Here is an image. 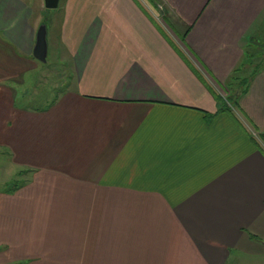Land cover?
<instances>
[{
	"label": "crops",
	"instance_id": "1",
	"mask_svg": "<svg viewBox=\"0 0 264 264\" xmlns=\"http://www.w3.org/2000/svg\"><path fill=\"white\" fill-rule=\"evenodd\" d=\"M46 9L0 0V264H264V0H60L41 94Z\"/></svg>",
	"mask_w": 264,
	"mask_h": 264
},
{
	"label": "rangeland",
	"instance_id": "2",
	"mask_svg": "<svg viewBox=\"0 0 264 264\" xmlns=\"http://www.w3.org/2000/svg\"><path fill=\"white\" fill-rule=\"evenodd\" d=\"M147 1L148 0H146V2ZM152 6L156 7V9H158V11L160 12L161 9L160 6L158 7L155 6L154 4H152ZM57 12L58 11L56 9H46L45 22L49 27V33H50L49 53L46 62L47 65L45 66L40 65L41 69L39 71V80L37 83L38 88L32 90L41 94L45 91L46 88L56 89L57 87L55 86L57 85L58 82L57 79L60 80L61 77H64L65 71L71 72V68L69 65L67 68L63 67L64 65L63 63L70 62L69 57L67 58V56H60V54L57 52L58 49L56 47L55 41L52 40L53 27L56 25V23H58ZM160 14L161 13L158 14V19L161 21L163 26L166 29H168V26L165 24V20L162 18V14L161 15ZM60 59L63 60V63H61ZM257 62H259V59L256 60V63ZM256 63H254L253 67L255 66ZM250 74L251 72L249 70L248 71L243 70L235 74H232V77L234 79L231 78V80L226 86L224 85L222 87L219 84H217V86L219 85V87L218 89H215V91L217 92L219 98L222 99V101L227 104L234 103L235 97L241 91L240 89L247 84V80ZM56 91H58V89ZM25 168L15 167V165L11 161H9V159H7V156L5 155V149L0 148V193L8 192L10 195H14L15 192L18 191V188L20 187L21 184H23L26 180H31V177L33 175L29 174Z\"/></svg>",
	"mask_w": 264,
	"mask_h": 264
},
{
	"label": "water",
	"instance_id": "3",
	"mask_svg": "<svg viewBox=\"0 0 264 264\" xmlns=\"http://www.w3.org/2000/svg\"><path fill=\"white\" fill-rule=\"evenodd\" d=\"M60 0H45V6L47 9L58 8ZM48 26L46 22H43L36 34V43L33 50V56L40 62L46 63L48 57Z\"/></svg>",
	"mask_w": 264,
	"mask_h": 264
},
{
	"label": "trees",
	"instance_id": "4",
	"mask_svg": "<svg viewBox=\"0 0 264 264\" xmlns=\"http://www.w3.org/2000/svg\"><path fill=\"white\" fill-rule=\"evenodd\" d=\"M217 98L220 99L219 97H217ZM220 100H221V102H223L222 99H220ZM223 104H224L223 110H227V111L231 110V107L227 103L223 102Z\"/></svg>",
	"mask_w": 264,
	"mask_h": 264
}]
</instances>
